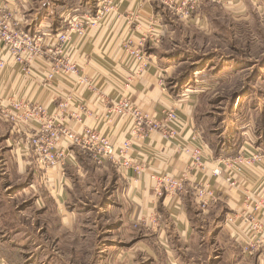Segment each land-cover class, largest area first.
I'll use <instances>...</instances> for the list:
<instances>
[{"label": "crops", "instance_id": "obj_1", "mask_svg": "<svg viewBox=\"0 0 264 264\" xmlns=\"http://www.w3.org/2000/svg\"><path fill=\"white\" fill-rule=\"evenodd\" d=\"M6 1L19 28L53 37L70 17L96 2ZM167 1L116 0L117 14L84 35L72 34L64 55L78 65V74L56 75L50 82L47 73L56 56L42 58L26 71L7 58L0 44V59L8 61L0 69V106L38 102L76 132L95 128L117 147L131 139V155L143 165L140 174L124 171L110 158L97 162L88 150L69 146L74 157L64 169L46 172L24 142L34 127L22 132L0 111V264H264V250L245 253L237 239L247 229L239 219L244 214L260 217L264 230L263 165L244 162L237 170L227 164L246 151L264 152V129L258 130L239 111L217 120L211 113L200 114L202 98L215 87L204 71L216 66L192 61L181 48L179 19ZM218 1L236 9L243 6V0ZM208 19L202 13L187 24L205 29ZM130 41L134 47L144 46L148 65L142 71L129 55ZM228 64L225 70L235 63ZM121 99H129L156 121L175 110L178 138L167 140L160 130L134 136L130 113L110 114L112 103ZM238 101L235 96L234 108ZM206 123L213 124L209 131ZM193 148L202 151V168L191 164ZM165 173L185 174L182 196L159 195L152 175ZM203 181L217 196L205 208L193 190ZM101 196L106 199L100 208L82 202ZM95 211L98 220L85 226L84 218L92 219ZM103 214L106 220L99 229L106 239L100 248L89 245L87 238L97 231L94 225ZM231 214L237 218L233 223L227 221Z\"/></svg>", "mask_w": 264, "mask_h": 264}, {"label": "built area", "instance_id": "obj_2", "mask_svg": "<svg viewBox=\"0 0 264 264\" xmlns=\"http://www.w3.org/2000/svg\"><path fill=\"white\" fill-rule=\"evenodd\" d=\"M200 1L169 0L167 5L185 21L194 17ZM117 12L116 0H96L92 9L70 17L67 27L53 37L46 31L30 32L19 28L15 21L14 9L6 0H0V44L6 51L7 58L21 64L26 71H29L36 61L42 58L54 59L56 56L47 73V79L50 82L56 75L68 77L79 72L78 65L65 58L64 55L72 34L84 35L90 29L99 27ZM128 51L140 71L147 67L148 59L143 44L140 43L138 47H134L130 41L128 42ZM7 64V59H0V69H4ZM0 111L22 132L28 126L34 127V133L26 134L24 142L26 147L34 152L38 166L46 172L58 167L64 169L68 158L74 157L69 146H79L88 150L97 162L110 158L124 171L133 169L137 174H140L143 170V165L131 155V139H125L117 147L108 135L95 128L87 127L81 132H76L69 124H65L49 114L43 104L30 100H19L12 102L10 106H0ZM128 113L133 117L131 133L134 136H146L153 130H160L162 136L167 140H175L179 136L180 117L173 109L168 110L162 120L156 121L150 119L129 99H121L110 106V114L122 116ZM77 118H79L78 115ZM202 158V151L199 148H193L191 164L202 168ZM244 162L247 164L259 162L263 165L264 170V152L246 151V153L243 152V154L228 159L227 164L230 168L235 167L239 170L245 164ZM219 172V169L215 171L216 174ZM152 179L160 185L159 195L178 197L182 196L185 191V174L182 176H172L168 173L153 174ZM193 190L197 203L203 208L217 199L214 190L207 181L195 183ZM262 215H264V208ZM239 219L247 226L246 231L237 236L243 251L250 255L262 252L264 250V230L261 218L244 214ZM236 220V214H231L227 218L229 223Z\"/></svg>", "mask_w": 264, "mask_h": 264}, {"label": "rangeland", "instance_id": "obj_3", "mask_svg": "<svg viewBox=\"0 0 264 264\" xmlns=\"http://www.w3.org/2000/svg\"><path fill=\"white\" fill-rule=\"evenodd\" d=\"M204 1H200L194 17L203 13L209 18L205 29L188 25L190 19L184 21L177 15L181 48L187 50L192 61L205 66H209L210 61L216 66L213 71H204L215 87L206 98H202L199 112L211 113L217 120L229 114L234 116L239 111L245 118L255 121L258 130H263L264 0H243L241 9L224 6V2L218 0ZM230 62L235 63L232 69L225 70ZM235 96L239 97L236 108L232 103ZM203 126L209 131L213 124ZM105 199L104 196L100 199L83 198L82 202L87 203V207L100 208ZM95 212L92 219L84 218L85 226H93L92 221L97 219L99 211ZM106 216L99 215V225H94L97 231L87 238L89 245L97 243L100 248L104 247L106 237L99 228Z\"/></svg>", "mask_w": 264, "mask_h": 264}]
</instances>
